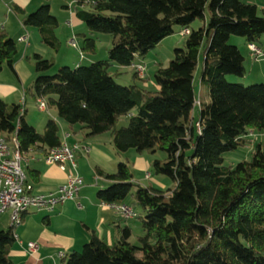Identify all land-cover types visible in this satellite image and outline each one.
Wrapping results in <instances>:
<instances>
[{"label": "trees", "instance_id": "trees-1", "mask_svg": "<svg viewBox=\"0 0 264 264\" xmlns=\"http://www.w3.org/2000/svg\"><path fill=\"white\" fill-rule=\"evenodd\" d=\"M13 9L23 25L37 29L41 42L58 50V20L49 3L28 13L17 5ZM74 10L89 32L112 36L106 58L53 72V59L34 53L35 77L24 97L43 99L85 139L109 134L118 157L130 149L149 151L152 172L174 186L162 190L136 182L123 160L112 172L95 167V175L108 182L97 189V198L119 204L132 197L130 205L142 211L136 216L143 233L134 244L131 229L118 226L117 239L107 244L92 232L58 264H264L262 144H254L250 160L223 164V154L245 145L251 130L264 131V83H242L244 56L229 43L232 35L241 36L262 49L264 14L242 0H75ZM196 19L202 24L190 29ZM175 25L188 33L167 66L153 72L156 89L115 80L119 73L111 72L113 64L131 66L142 60ZM83 37L82 51L96 53L95 39ZM202 52L199 80L207 87V100L197 98L194 86ZM16 53L15 39L0 28V71L8 66L15 73ZM132 77L141 81L134 71ZM24 101L0 98V133L10 140L15 132L22 151L31 149L43 157L61 142L60 126L48 117L38 131L25 118ZM195 104L199 111L193 118ZM125 115L128 124L117 127ZM157 151L164 156L157 157ZM25 172L30 184L38 181L28 164ZM14 231V225L0 229V264H13L8 252Z\"/></svg>", "mask_w": 264, "mask_h": 264}, {"label": "crops", "instance_id": "crops-1", "mask_svg": "<svg viewBox=\"0 0 264 264\" xmlns=\"http://www.w3.org/2000/svg\"><path fill=\"white\" fill-rule=\"evenodd\" d=\"M55 2L57 1L0 0V28H3L12 38H14L17 45L14 74L17 78L18 86L13 82L6 83L0 80V98L6 103H9L8 100H6L7 97L13 95L19 90V88L23 90L22 97L24 98V85L31 81L28 84L30 86L33 82L35 72L33 73L31 70L30 62L28 65L25 64V60H28L30 55L37 53L42 57L52 58L54 60L51 56L53 49L41 42L37 29L22 24L21 15L14 11V5L21 7L28 13L35 10L43 3H49L51 13L55 15L58 20V26L55 29L56 36L59 35L58 30L61 21H63V25H65L68 30V39L74 38L77 44V48L71 47L78 53V55L72 56V58L69 57V59L64 57L62 61H65L66 63L72 62L73 66H76L85 60L92 62L99 59L97 58V43L96 53L82 51L83 35L93 39L99 35L97 36L95 32H89L84 23L77 18L74 10L75 0H61L60 5L56 7L59 14L54 10V5H56ZM66 13L68 16H65ZM79 31L81 34L80 41L77 40ZM20 36L25 37V40H18V37ZM55 52L58 53V50ZM135 63H139V60ZM110 70L113 73H121V66L119 67L113 64L110 67ZM21 100L18 99L17 102H13L12 100L10 103H21ZM36 102L39 103V101ZM25 109V118L27 122L37 129V124L30 120V117L28 118L26 106ZM38 110L41 112L48 111V117H51L58 122L61 139L63 138L64 133L69 132L71 134L69 140L71 142H77L81 146V149L76 153L75 161L77 172L83 178L84 184L73 199L66 200L59 204L53 212L44 213L29 211L24 215L21 224L15 227V241L9 248L8 255L12 263L58 264L61 259L59 253L65 255L72 250H79L83 243L88 241L92 232L107 244H112L118 237V226L129 227L131 229L132 237L134 231H136V222L139 224V221H137L138 217L135 216L128 219L123 218L109 204L101 202L96 196L97 189L106 187L108 182L100 177L95 179V177H97L95 175V167H99L106 172H112L119 159L116 155V151H114L115 149L107 147L111 146L110 135L102 134L85 139L83 138V133L78 131L76 126L70 128L64 121L61 122L57 119L55 108L47 106L45 110H42L39 108L38 104ZM48 117H44L41 122H39L40 131H42ZM259 133L260 132L251 130L249 135L257 136ZM248 141L251 142V140ZM106 143L108 145H106ZM28 155L31 157L28 162L29 167L36 170L38 173V181L32 183L33 192L45 194L53 193L59 186L64 184L67 179V172L65 170L56 165H47L42 160V156L34 150L30 151ZM150 161L151 160L148 162L142 160L140 162L138 161L137 164H133V166L138 169V174H136V176L134 175V180L136 182L141 183L139 180L141 179L139 178V170L141 171V169L144 168L145 171L142 176H140L144 177L145 173L148 172L146 170L147 163L148 166H150ZM82 166L87 167L86 170H84ZM84 173H89L90 175L87 181L85 180ZM156 183V185H159L157 187L158 189L165 187L163 186L162 180L156 181ZM149 185L153 186L151 183H149ZM132 202V197H128L124 203L130 205ZM135 210L136 213H138V210ZM9 225H11L9 214H1L0 229H4ZM29 242L35 243V249H30L28 247Z\"/></svg>", "mask_w": 264, "mask_h": 264}, {"label": "rangeland", "instance_id": "rangeland-1", "mask_svg": "<svg viewBox=\"0 0 264 264\" xmlns=\"http://www.w3.org/2000/svg\"><path fill=\"white\" fill-rule=\"evenodd\" d=\"M57 2L56 5H54V10L56 13H58L56 7L60 5V1L61 0H55ZM243 2L246 3H254L257 5V12L258 14H264V12L261 10V4L264 3V0H242ZM209 8L208 5L205 7V19L204 22L207 21V19L209 18ZM59 14V13H58ZM65 16H68L67 13L65 14ZM60 18V17H59ZM60 20V19H59ZM202 24V21L199 19L194 20L189 28L190 29H194L196 30L200 25ZM184 29V27L180 26V25H175L173 27V33L164 37L159 44L152 50H150L142 60H139V64H141L144 67V70L142 71L141 75H137V77L139 78V80L141 81H136L133 79V71L135 68H133V66H121V73H119L116 77L115 80L122 85H130L132 83H137L140 84L141 86H143L146 89H156L157 86L153 80V72L155 71V69L158 66H167L169 60L173 57V49L174 48H180L183 47L184 44V40L186 38L185 33L182 32V30ZM79 36H77V40L80 41L81 40V34L80 31L78 32ZM96 35L98 37L95 38L96 43L98 44V51H97V58H106L107 56V48L110 46L111 44V40H112V36L110 34H105V33H97L95 32ZM58 40H59V48H58V53L55 52V50H53L52 52V57L54 58V68H53V72L56 71L58 69V67L60 66H64V65H68V66H73L72 62H65L62 61L64 57H66L67 59H69V57L72 58V56L78 55V53L71 47L69 43V39H68V30L67 27L65 25H63V21H61L59 30H58ZM110 41V42H109ZM83 42V41H82ZM109 42V43H108ZM230 44L236 45L242 55L244 56V66L246 68V77L243 78L242 83L243 84H253V83H264V36L261 38V48H262V56L260 57H255L252 55L251 51L248 48V43L246 42L245 38L241 37V36H235L232 35L230 37L229 40ZM83 44V43H82ZM70 45V46H69ZM45 58V57H44ZM52 59V58H49ZM203 59H204V52H202L200 54L199 57V62L197 63V67L195 69L194 75H195V81H194V86H195V92L197 94V98H201V100H207V87L205 85H202L200 83V74H201V70H202V66H203ZM29 60V61H28ZM25 60V64L28 65V63L30 64L31 70L34 73V63L33 60L31 58V55L29 57V59ZM91 62L89 61H83L81 62V64L83 65H88ZM136 64V63H134ZM117 65V64H114ZM119 66V65H117ZM120 67V66H119ZM135 72V71H134ZM0 80L4 81L6 83H15V85L18 86V82H17V78L14 74V72H12V70L8 67V66H4L2 71H0ZM32 80V78H31ZM31 82V81H30ZM29 82V83H30ZM29 83H26L25 88H27L29 85ZM23 90H21L19 88L18 91H16L13 95H9L7 97L6 100H8V102H17L18 99H22L21 102L23 101ZM38 102L34 101L33 98L31 97L30 94H27L25 97V106L27 108V113H28V118L30 117V120H32L35 124H37V130H41L40 126H39V122H41V120L44 117H48V111H39L38 110ZM198 111H199V106L198 104H195L192 113H191V117L196 118L198 115ZM135 113V111H133ZM128 115L125 116H121L118 119L117 122V127H121V126H125L128 124ZM57 119L59 121H63L61 120L58 116ZM248 140H251V142H247L245 145L239 146L236 150L234 151H230V152H225L223 154V164L226 166H234L237 162L241 161V160H250L251 158V151L252 148L254 146V144L256 143H261L262 144V148L264 149V131L260 132L257 136H252L251 134L248 135ZM254 141V142H253ZM106 145H108L106 143ZM111 146H107L110 147V149H114L112 148L113 145L110 143ZM115 151V150H114ZM157 157H162L164 156V154L160 151H157L156 154ZM152 159V155L150 154L149 151L144 150L141 152H138L134 149H130L129 151L121 154V156L119 157L118 160H123V161H127L128 164L130 165V167L132 168L133 174L136 176V174H138V169L136 167L133 166V164H137L138 161H149ZM84 168V170H86L87 167L82 166ZM149 174L150 177L145 178V177H140L142 176V174L144 173V168L141 169V171L139 170V179L141 181V184L143 185H149V183H151L154 187H158L159 185H156V181L162 180L163 181V186L161 189L165 190L167 187H173L174 183L171 179H169L166 176L163 175H159V174H154L150 168V166H148L147 163V169H146ZM141 173V174H140ZM85 174V173H84ZM89 173L85 174V180L87 181L89 178ZM143 178V179H142ZM139 215H142V211L138 210ZM5 216V215H4ZM139 221L137 223V227H136V231H134L132 237L129 238V240L134 243L137 244V237L142 235L143 231L141 228V224H140V219L137 218Z\"/></svg>", "mask_w": 264, "mask_h": 264}, {"label": "built area", "instance_id": "built-area-1", "mask_svg": "<svg viewBox=\"0 0 264 264\" xmlns=\"http://www.w3.org/2000/svg\"><path fill=\"white\" fill-rule=\"evenodd\" d=\"M264 9V5L261 7ZM183 33L187 34L188 30L183 29ZM18 40H25L20 36ZM72 47L77 48L74 38L69 40ZM248 48L252 55L261 57L262 51L255 44L249 43ZM134 71L141 75L144 67L139 64H132ZM39 108L45 110L47 108L43 99L39 100ZM16 131V130H15ZM71 134L64 133L61 142L48 151L42 157L47 165H56L67 172V179L53 193H36L33 192V186L27 181L25 166L30 160L28 152L22 151L19 147L15 132L8 141L0 133V215L8 213L11 225L15 227L20 225L24 215L29 211H38L50 213L66 200L73 199L83 186V178L78 174L76 168V153L81 149L77 142H71ZM150 174L145 173L144 177L148 178ZM98 177H95L97 179ZM121 217L133 218L136 216V210L129 204H109ZM30 249H35L33 242L28 243ZM63 253H59L62 257Z\"/></svg>", "mask_w": 264, "mask_h": 264}, {"label": "bare ground", "instance_id": "bare-ground-1", "mask_svg": "<svg viewBox=\"0 0 264 264\" xmlns=\"http://www.w3.org/2000/svg\"><path fill=\"white\" fill-rule=\"evenodd\" d=\"M262 5V4H261ZM72 39V38H71ZM70 40V39H69ZM74 48V47H73ZM79 50V49H78ZM262 50V49H261ZM82 52V51H81ZM87 52V51H86ZM82 56V55H81ZM24 99H25V97H24ZM38 99H40V98H38ZM24 103H25V101H24ZM25 110V109H24ZM23 111V110H22ZM25 112V111H24ZM11 137V136H10ZM9 140V139H8ZM18 140V139H17Z\"/></svg>", "mask_w": 264, "mask_h": 264}]
</instances>
